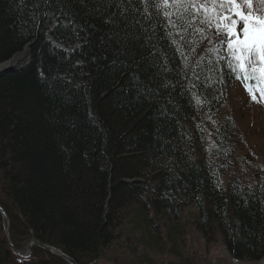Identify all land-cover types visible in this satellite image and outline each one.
<instances>
[{
    "label": "trees",
    "instance_id": "16d2710c",
    "mask_svg": "<svg viewBox=\"0 0 264 264\" xmlns=\"http://www.w3.org/2000/svg\"><path fill=\"white\" fill-rule=\"evenodd\" d=\"M124 7L0 0V63L29 44L31 55L0 75V204L12 242L117 264L114 244L138 232L150 250L183 256L188 228L220 235L235 260L262 259L264 155L224 113L242 80L192 28L181 39L163 16ZM131 34L140 39H122ZM3 227L0 215V264H66L39 248L38 260L19 262Z\"/></svg>",
    "mask_w": 264,
    "mask_h": 264
},
{
    "label": "snow or ice",
    "instance_id": "6c2138e0",
    "mask_svg": "<svg viewBox=\"0 0 264 264\" xmlns=\"http://www.w3.org/2000/svg\"><path fill=\"white\" fill-rule=\"evenodd\" d=\"M117 2L122 9L121 16H124L128 11L124 7L125 0ZM126 2L132 6L133 12L138 13L146 21H150L153 15L163 16L167 27L177 29L176 34L180 35L181 39L183 34L192 28L201 40H207L212 45L208 51L215 53L216 62L223 63L230 74L242 80L253 101L259 102L257 91L260 98L264 99V0H126ZM136 4L142 8H137ZM209 32L212 35H209ZM168 36L172 37L173 33L169 31ZM122 39L138 41L140 37L131 34ZM144 39L150 41L151 38L146 36ZM173 42L177 43L179 51L178 42ZM189 43L193 41L190 40ZM193 96L197 103H203L195 93Z\"/></svg>",
    "mask_w": 264,
    "mask_h": 264
},
{
    "label": "rangeland",
    "instance_id": "374dc122",
    "mask_svg": "<svg viewBox=\"0 0 264 264\" xmlns=\"http://www.w3.org/2000/svg\"><path fill=\"white\" fill-rule=\"evenodd\" d=\"M25 59H28L26 56ZM18 64L17 66H19ZM7 69V67H5ZM6 71V70H5ZM1 73V71H0ZM8 74V73H6ZM3 75H5L3 73ZM250 95L242 88L239 81L234 82L228 92V104L225 109V114L235 115L240 119L241 133L248 132V147H252L256 152L264 155V119L258 114V107L263 108V105L253 104L249 101ZM255 130L258 131L254 132ZM156 234V233H152ZM140 233L125 236L124 239H119L114 244V247L109 254L116 256L117 264H166V261H181L185 260L190 264H264V257L260 260H235L228 252L220 235L215 234L211 239H207L202 233L188 229L184 233V243H181V252L183 256H174L164 250L154 252L151 248L146 247L145 242L140 237ZM139 241L137 247L136 241ZM22 243V244H21ZM20 247L22 252L27 249L28 241H21ZM135 248V249H134ZM162 252V253H160ZM166 252V253H164ZM25 254V253H22ZM33 255V260H38L39 256ZM183 258V259H182ZM28 259V260H30ZM32 260V261H33ZM187 262V263H188ZM112 263L111 261H103L98 264ZM113 264V263H112Z\"/></svg>",
    "mask_w": 264,
    "mask_h": 264
},
{
    "label": "bare ground",
    "instance_id": "6f19581e",
    "mask_svg": "<svg viewBox=\"0 0 264 264\" xmlns=\"http://www.w3.org/2000/svg\"><path fill=\"white\" fill-rule=\"evenodd\" d=\"M26 56L28 57V59H25ZM30 60H31V55H30V44H29V45H26L22 51H20L19 53L15 54L14 56H12L7 61H4V62L0 63V71H1L0 75L2 76L3 73L6 74V73L16 72V71H20V70L24 69L29 64ZM18 64H20V65L17 66ZM7 65H10V67H12L14 69L12 71L7 70L5 68ZM0 207L2 208V209L0 208V215H1L2 221L4 223V227H3V230H4V238L6 240V243H7L8 247H9V249L11 250L12 248H11V246H10V244H9V242L7 240H9L10 242L12 240H11L10 237H7L6 236V229H7L8 226H9V230H10V219H9V215L6 212V208L2 204H0ZM37 241H39V240H37ZM39 242L40 243H43L41 241H39ZM43 244H47V243H43ZM47 245L52 246L50 244H47ZM52 247H54V246H52ZM54 248L56 249V247H54ZM12 254L17 258V256L13 252H12ZM69 258L73 261L74 264H78L77 261L74 260V258H71L70 256H69ZM1 259L4 262L7 261V259H6V257H5L4 254H2ZM17 260H18V258H17ZM63 261H65L66 264H70L65 259H63Z\"/></svg>",
    "mask_w": 264,
    "mask_h": 264
},
{
    "label": "water",
    "instance_id": "95a60500",
    "mask_svg": "<svg viewBox=\"0 0 264 264\" xmlns=\"http://www.w3.org/2000/svg\"><path fill=\"white\" fill-rule=\"evenodd\" d=\"M7 70H10L12 71L14 68L10 67V65H7ZM1 208V207H0ZM2 209V208H1ZM6 236L9 237V226L7 227L6 229ZM13 250V252L17 255H20L18 250L13 246V244L7 240ZM32 244H36L37 246H39L40 248H42L44 251L46 252H50L52 254H55L59 257H61L62 259H65L67 262H69L70 264H74L73 261L69 258V256H67L66 254H64L63 252H61L60 250H57L55 249L54 247L52 246H49L47 244H43V243H40L39 241H37L36 239H32L30 241V243L28 244V248L30 249ZM107 264H111V263H107Z\"/></svg>",
    "mask_w": 264,
    "mask_h": 264
}]
</instances>
